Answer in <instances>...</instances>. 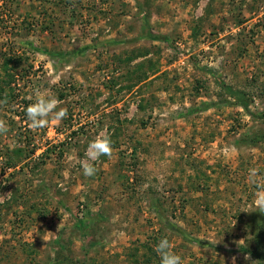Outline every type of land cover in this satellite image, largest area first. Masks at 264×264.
<instances>
[{
	"label": "rangeland",
	"instance_id": "obj_1",
	"mask_svg": "<svg viewBox=\"0 0 264 264\" xmlns=\"http://www.w3.org/2000/svg\"><path fill=\"white\" fill-rule=\"evenodd\" d=\"M263 109L264 0H0V264H264Z\"/></svg>",
	"mask_w": 264,
	"mask_h": 264
},
{
	"label": "clouds",
	"instance_id": "obj_2",
	"mask_svg": "<svg viewBox=\"0 0 264 264\" xmlns=\"http://www.w3.org/2000/svg\"><path fill=\"white\" fill-rule=\"evenodd\" d=\"M35 103L30 104L26 109V114L29 126L32 129H39L46 127L50 118L55 120H62L67 115L66 109L60 108L59 101L54 96H43L37 94ZM8 127L3 119H0V134H5ZM112 142L111 138L105 133H101L92 140L86 150L87 159L82 164L83 174L85 176H92L96 173L94 162L99 160L101 156H111ZM257 173L253 171L250 173V179L257 185V190L254 198L255 211L264 213V184H259L256 180ZM156 251L160 256L161 264H182L181 257L173 251L171 242L165 237L162 238L156 246ZM249 259V257H245ZM235 264V257L233 258Z\"/></svg>",
	"mask_w": 264,
	"mask_h": 264
},
{
	"label": "trees",
	"instance_id": "obj_3",
	"mask_svg": "<svg viewBox=\"0 0 264 264\" xmlns=\"http://www.w3.org/2000/svg\"><path fill=\"white\" fill-rule=\"evenodd\" d=\"M231 92L236 97L240 105L248 111V104L247 102H244V95L242 94V92L240 91H231ZM249 114L255 119H258V120L264 119V109L257 113L249 111Z\"/></svg>",
	"mask_w": 264,
	"mask_h": 264
}]
</instances>
